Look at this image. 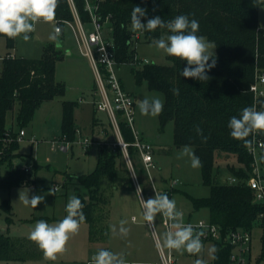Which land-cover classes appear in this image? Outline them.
I'll list each match as a JSON object with an SVG mask.
<instances>
[{
    "label": "trees",
    "instance_id": "trees-1",
    "mask_svg": "<svg viewBox=\"0 0 264 264\" xmlns=\"http://www.w3.org/2000/svg\"><path fill=\"white\" fill-rule=\"evenodd\" d=\"M75 1L81 18L87 21L89 14L84 0ZM262 3L263 0H102L100 11L109 19V32L116 41L117 58L121 63L135 62L132 36L136 32L141 33L139 41L145 39L149 42L171 34L161 28L153 32L132 31L131 12L135 6L147 10L146 16L141 17L142 23L156 16L169 21L178 15H188L190 20L199 22L197 35L205 36L216 45V66L207 71L208 81L182 77L181 71L187 67V62L171 56H168L170 64L147 62L139 67L133 66L132 71L138 85L146 82L149 89L164 94L163 111L158 115L161 129L173 122L174 144L178 147L193 146L202 162L203 183L209 186L210 193L203 197L188 194L194 207L207 208L209 219L219 224L224 232L235 229L253 231L255 225H259L262 230L259 262L264 263V202L255 200L254 191L245 182L252 171L253 155L243 141L231 137L228 128L231 117H239L245 107L254 106L251 85L258 71H264V27L259 19ZM56 19H74L68 0H59ZM5 38L8 49L14 48L16 39ZM57 51L50 44L46 46L45 55L39 58L12 56L10 52L1 58L0 166L7 165L9 171L0 184L5 187L36 182L33 173L38 164L35 161L29 164L30 171L14 164V158L22 156L18 152L21 138L8 125V115L11 113L22 128L33 119L42 101L53 100L65 93L66 85L55 78ZM173 87L179 89L178 96L173 95ZM77 106L76 101H63L60 135H65L68 140L77 136ZM197 125L208 137L207 142L196 134L194 129ZM121 128L124 139L132 143L133 133L123 120ZM128 150L132 161L139 156L133 145H129ZM123 154L119 144L111 146L100 141L95 170L77 176L88 189L87 197L78 193V198L84 205V221L88 223L89 239L93 243H107L109 239L113 191L135 188L130 170L118 162ZM220 160L227 162L236 182L219 183L215 180L214 172L220 166ZM262 162L264 164V160ZM171 191L173 193L174 188ZM1 208L10 211L9 200H5ZM216 251L217 263L228 260L229 245L218 242ZM43 257L37 244L27 237H14L8 234V230H0L1 260H37Z\"/></svg>",
    "mask_w": 264,
    "mask_h": 264
},
{
    "label": "rangeland",
    "instance_id": "rangeland-1",
    "mask_svg": "<svg viewBox=\"0 0 264 264\" xmlns=\"http://www.w3.org/2000/svg\"><path fill=\"white\" fill-rule=\"evenodd\" d=\"M259 19L260 24L264 27V0L259 8ZM53 31L52 24L40 22L36 25L35 31L30 34L31 39L28 42H25L22 37L17 38L15 47L11 49L7 47L6 38L0 35V61L9 52L17 57L39 58L45 55L46 46L53 44L58 50V57L55 61V78L67 87L63 95L56 96L53 100L42 101L33 119L22 128L19 127L11 113L8 115V125L13 130L18 133H20V129L25 131V135L21 136L18 150L22 156L15 157L14 164L17 167H24L27 164L30 166L29 164L33 161L38 164L33 173V177L36 179L35 183L13 185L10 188L0 184V230H8V234L14 237L28 238L30 231L39 220H45L49 224L59 222L67 215L65 209L70 197H78V193L87 197L88 189L79 182L77 176L95 170L99 159L100 141H106L111 146L117 142V135L113 130L108 112L96 111L94 107V101L100 99L101 96L98 93L92 64L79 48L76 30L69 24L63 25V32L58 37L60 48L55 46L56 42L49 39V35ZM133 47L135 48V46ZM210 51L215 53L216 48L210 49ZM134 53L142 61L158 64H170L171 62L168 55L154 46V41L149 42L141 39ZM135 66L139 67V65ZM132 67V64L121 66L120 76L125 88L135 101V127L140 135L154 147L155 158L159 165L158 169L153 171L156 184L158 188L164 189L171 185L173 180L178 179L171 198L176 201L177 208L192 212L196 218L208 219L207 208L196 209L188 197V194L203 197L210 193L209 186L203 183L201 167H191L188 157L177 158L183 146L178 147L174 144L173 122H169L162 130L158 115L141 113L137 106L139 99L159 98L164 101L165 97L161 91L149 89L146 82L138 85ZM64 100L78 102V106L75 108V118L82 131L81 133L77 132L76 141H83L86 137L92 138L93 143L87 151L79 143H75L73 149L70 148L67 151L52 148L53 139L61 134ZM96 121L97 123H95ZM190 147L194 151V147ZM118 162L122 167H128L133 177L130 162L125 154L119 158ZM133 164L139 186L142 187L141 197L145 201L153 198L155 196L153 184L149 180L139 156L133 158ZM219 164L220 166L214 172L215 180L219 183H230L234 177L227 167V162L220 160ZM8 171L7 165L0 166V182L8 174ZM162 178H165L166 181H163ZM134 183V189L117 188L113 191L110 201V226L115 225L118 231L120 221L124 220L126 221L124 226L129 229V233L125 238L119 235L114 236L110 227L107 248L114 253H123L127 260L161 262L155 238L143 220L140 198L136 196L138 183ZM56 186L59 188L55 189ZM51 189L54 194H47ZM20 194L29 198L34 195H43L45 199L37 208H33L30 205L25 206L19 200ZM5 200L10 202V211H3L1 208V204ZM133 217H136V220ZM155 224L162 237L165 228L159 214L155 218ZM87 232L88 225L84 221L80 225L79 232L67 242L66 251L63 254H58L55 261L46 260L44 257L37 260L0 259V264H88L92 256L104 247L91 244ZM261 234V227L256 224L252 231L250 264H264L259 262ZM208 245L212 248V244H207V247ZM204 252L205 247L199 255H203ZM176 253L183 256L180 252L176 251ZM213 256V253L209 252L204 259L210 260L213 259ZM182 259L185 258L182 257Z\"/></svg>",
    "mask_w": 264,
    "mask_h": 264
},
{
    "label": "clouds",
    "instance_id": "clouds-1",
    "mask_svg": "<svg viewBox=\"0 0 264 264\" xmlns=\"http://www.w3.org/2000/svg\"><path fill=\"white\" fill-rule=\"evenodd\" d=\"M59 0H0V35L9 39L21 38L28 42L30 34L35 31L36 25L40 22L50 23L54 26V31L49 35V39L56 42L57 48L61 47L58 42L60 28L55 27L56 9ZM147 10L140 6H135L131 12L132 31L153 32L157 28L167 29L170 35L154 40V46L162 50L166 55L178 58L187 62V67L181 71V76L198 81H208L210 78L207 71L216 66L214 51L216 46L209 42L203 35H197L199 22L196 19H189L188 15H178L174 19L165 21L159 16L148 19L147 23L141 22V17H145ZM211 60V63L209 61ZM173 95H179V89H171ZM137 106L144 115L157 116L163 111V101L159 98H144L137 101ZM230 135L232 138L243 141L244 145L251 148L256 134H264V110H257L255 106L245 107L239 117L233 116L228 122ZM195 132L201 137L203 142H207L208 137L203 135V130L199 125L195 126ZM253 137V139H249ZM188 157L191 167L198 168L202 162L195 155L188 145L183 146L178 154V159ZM264 160V156L261 157ZM75 179V178H74ZM154 190L155 187L153 186ZM142 187L136 189V196L140 198L143 208V220L153 226L156 216L162 215L167 225V231L162 237L153 230L157 248L175 250L183 254L187 252L192 255H199L204 250L201 237L202 231L197 232L192 224L183 222V213L177 209L176 201L170 199L167 194L159 193L155 190V196L146 201L141 197ZM47 194H54L53 189ZM43 195H34L29 198L26 195L19 196V200L25 206L37 208L44 202ZM84 205L81 200L72 196L66 205L67 215L59 222L49 224L45 220L35 223L28 235V239L41 249L46 260L55 261L58 254L66 251V244L70 238L79 232L81 223L85 216L82 211ZM126 221L121 220L119 230L115 225L110 226L114 236L122 238L128 236L129 229L125 227ZM216 251L213 246L210 253ZM215 259V256L212 257ZM91 264H127L123 253H114L101 248L91 258ZM195 264H207L203 259H197Z\"/></svg>",
    "mask_w": 264,
    "mask_h": 264
},
{
    "label": "built area",
    "instance_id": "built-area-1",
    "mask_svg": "<svg viewBox=\"0 0 264 264\" xmlns=\"http://www.w3.org/2000/svg\"><path fill=\"white\" fill-rule=\"evenodd\" d=\"M102 0H84L85 10L89 14V19L84 21L77 9L75 0H68L72 9L74 19L73 20H60L56 19L55 27L60 28L63 32V25L69 24L75 30L77 34L78 45L82 53H84L90 60L98 86V93L101 98L94 101L96 110L107 111L113 130L117 135V142L123 150V153L130 162V168L133 172L134 182H139L135 173L134 164L130 156L128 147L133 145L137 148L139 158L143 164L144 170L152 182L155 190L159 193L167 194L169 198L172 197V188L178 184V179L173 180L171 185L164 189L158 188L153 177V171L158 169V164L154 157V147L151 143L145 140L135 127V111H134V98L130 92L125 88L123 79L120 76L121 66L127 63L119 62L117 58V44L114 37L110 34L108 28V17L100 11V3ZM60 32V33H61ZM141 37L140 32H136L132 36V47L137 46ZM134 48V47H133ZM134 48V49H135ZM148 61H142L135 54V62L129 63L133 66L142 65ZM251 90L254 93V106L257 110H264L262 100L264 99V71H258L256 80L251 85ZM125 121L127 126L131 129L134 141L132 143L127 142L123 137L121 128V121ZM77 132L81 133L80 129ZM25 135L24 129L19 133V136ZM264 134H256L254 142L249 152L253 155L252 171L246 179V185L249 186L255 195V200L258 202H264V164L261 157L263 156L264 149ZM253 139V137H252ZM75 143H79L87 150L93 143V139L86 137L83 141L76 138L74 140H68L65 135H59L52 141V148L60 151H67ZM26 171H30V166H24ZM237 179L233 178L232 182H236ZM59 187L56 186L55 189ZM154 189V188H153ZM154 190V192H155ZM183 213V222L185 224H192L197 232L202 231L204 235L201 237L205 251L207 244L215 246L218 242L224 243L230 246V252L228 260L222 263H217V251L213 253L215 259L206 260L203 255H192L187 252L183 253V256L178 255L175 250H168L166 248H159L161 262H144V261H132L127 260V264H195L197 259H203L207 264H248L251 258L252 249V231L245 229H235L224 232L221 226L212 222L209 218L193 219L188 212L183 209L177 208ZM161 223L167 231L168 222L160 215ZM136 220V217H133ZM150 232L155 230L158 233L155 221L154 229L152 225H149ZM159 234V233H158ZM182 257L185 258L182 259ZM91 264V261L88 262Z\"/></svg>",
    "mask_w": 264,
    "mask_h": 264
},
{
    "label": "crops",
    "instance_id": "crops-1",
    "mask_svg": "<svg viewBox=\"0 0 264 264\" xmlns=\"http://www.w3.org/2000/svg\"><path fill=\"white\" fill-rule=\"evenodd\" d=\"M61 33H62V32H61ZM61 33H60V34H61ZM9 54H11L12 56H14V54H13L12 52H10ZM139 100H141V99H139ZM139 100H138V101H139ZM94 107H95V106H94ZM95 109H96V108H95ZM95 109H94V110H95ZM96 111H98V110H96ZM76 122H77V120H76ZM77 124L79 125L78 122H77ZM78 128L80 129V131H82L81 128H80V126H78ZM73 146H74V145H73ZM73 146L71 147L72 149H73ZM89 148H90V147H89ZM89 148H88V149H89ZM83 149H84V148H83ZM88 149H87V150H88ZM84 150H85V149H84ZM87 150H85V151H87ZM154 157H155V153H154ZM155 161L157 162L156 158H155ZM157 164H158V162H157ZM158 166H159V165H158ZM154 180H155V178H154ZM162 180H163V181H166L165 178H162ZM155 183H156V181H155ZM166 187H167V186H166ZM164 188H165V187H164ZM172 196H173V195H172ZM171 198H172V197H171ZM207 210H208V209H207ZM188 213H189V215H190L193 219H195V220H196V219H200V218H196L192 212H188ZM208 213H209V211H208ZM208 218H209V217H208ZM145 223H146V221H145ZM87 225H88V223H87ZM148 233H149V232H148ZM87 236H88V239H89V226H88ZM89 241H90V239H89ZM90 243L93 244V245H97V246H98V245H99V246H103L104 248H106L107 250H109V249L107 248V244H106V243H93V242H91V241H90ZM212 247H213V246H212ZM214 247H215V246H214ZM206 249H211V246H210V247H209V245H208V247L206 246ZM207 253H209V251L206 250V251L203 253V256L205 257V255H206ZM184 260H185V259H184ZM89 261H91V260H89ZM89 261H88V262H89ZM145 262H146V261H145ZM147 262H151V261H147Z\"/></svg>",
    "mask_w": 264,
    "mask_h": 264
},
{
    "label": "water",
    "instance_id": "water-1",
    "mask_svg": "<svg viewBox=\"0 0 264 264\" xmlns=\"http://www.w3.org/2000/svg\"><path fill=\"white\" fill-rule=\"evenodd\" d=\"M2 232L5 231V230H1Z\"/></svg>",
    "mask_w": 264,
    "mask_h": 264
}]
</instances>
